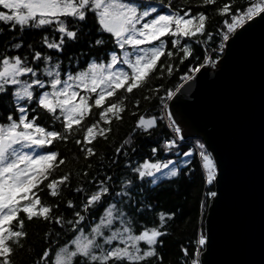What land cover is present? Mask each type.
Instances as JSON below:
<instances>
[{
    "label": "snow or ice",
    "instance_id": "snow-or-ice-1",
    "mask_svg": "<svg viewBox=\"0 0 264 264\" xmlns=\"http://www.w3.org/2000/svg\"><path fill=\"white\" fill-rule=\"evenodd\" d=\"M157 3L168 11H158L150 0H0V24L8 25L10 33L5 36L4 29L0 28V105L7 112L6 115L0 112V264H14L13 256L22 247L21 241L27 238L25 224L33 219H41L50 226L44 233L47 246L35 264H163L157 246H162L167 221L176 214L161 211L156 214L158 223L139 221V214L154 211V206L145 203L147 197L137 199L144 192L142 187L135 193L133 189L137 188V181L156 185L161 178L179 175L172 159L156 158L161 149L165 153L176 149L178 138L182 139L181 128L176 126L171 114H168V127L173 129V138H165L162 144L153 146L151 157L133 161L128 151L133 143L132 133L139 130L150 134L164 115L157 118L130 113L137 117L132 132L114 147L115 158L109 165L118 164L122 153L124 167L134 177L122 176L118 190H113L116 188L112 183L114 177L107 172L102 179L92 176L82 181L73 189L81 195L79 204L71 199L66 201L70 218L62 213L54 215L59 205L42 199L45 193L57 197L61 187L69 185L72 175L56 174L65 159L49 145L68 141L74 131L82 129V138H77L75 143L80 146L84 159L90 160L97 154L93 142L98 138L107 140L111 121L121 120L126 110L123 103L126 95L115 100L119 91L131 94L134 89L144 87L150 76L156 74L157 66L162 70L159 76H163L165 67L171 76L173 64L158 65L162 55L166 53L169 59L176 57L183 63L193 54L191 40L205 47L213 40L214 33L206 28L205 11L193 12L188 5L174 8L172 0L167 3L157 0ZM215 3L216 0H196L194 6L204 8ZM215 11L223 17L222 25L215 33L218 37L215 59L206 47L204 65L221 61L226 42L234 34L239 36L237 29L247 22L255 23L256 18L264 20V0H244L240 6H235V0H227ZM89 17L93 20L95 39L91 29L86 31L83 27ZM48 29L52 30L51 34ZM28 31L43 35L38 41L28 43L27 51L21 55L20 50L25 47L24 33ZM166 36L171 40L168 49ZM185 37L188 41L180 47ZM80 40L87 44V50L70 55L65 69L59 56L69 44ZM41 49L55 50L58 56ZM180 52L182 55H178ZM82 56L88 57L83 67ZM73 61L76 71H72ZM202 66H191V75L185 72L181 80H191ZM162 88L163 85L149 89L151 96ZM175 94L167 90L159 97L164 109L168 107L165 101ZM151 96L145 95L143 99L149 100ZM135 104L139 105V99ZM94 112H98V119L84 127L83 122L92 118ZM41 120L51 123L42 124ZM57 122L60 130H56ZM135 152L133 148L132 154ZM196 152L204 182L210 185L216 179L217 165L204 143L195 141L193 147L182 153V162L189 164L188 158L194 159ZM92 167L88 164L77 175L87 178ZM194 170L190 168L189 172ZM216 195V192L207 193L208 197ZM203 206L201 201V209ZM97 211L98 218L93 217ZM57 227L59 230H55ZM206 241V234L201 232L190 264H200L199 248ZM184 251L187 255V250Z\"/></svg>",
    "mask_w": 264,
    "mask_h": 264
},
{
    "label": "water",
    "instance_id": "water-1",
    "mask_svg": "<svg viewBox=\"0 0 264 264\" xmlns=\"http://www.w3.org/2000/svg\"><path fill=\"white\" fill-rule=\"evenodd\" d=\"M237 32L167 103L181 137L217 165L200 264H264V20Z\"/></svg>",
    "mask_w": 264,
    "mask_h": 264
},
{
    "label": "trees",
    "instance_id": "trees-1",
    "mask_svg": "<svg viewBox=\"0 0 264 264\" xmlns=\"http://www.w3.org/2000/svg\"><path fill=\"white\" fill-rule=\"evenodd\" d=\"M153 6L160 9V11L167 12L168 9L163 8L162 5L157 3V0H150ZM168 0H164L167 3ZM227 0H216L214 5H209L204 8H196L194 5L196 0H172L173 7L180 5H188L195 11H205L208 16L206 23V28L209 32L214 33L213 40L207 43V52L212 59H215L214 49H216L218 44V37L215 35L216 31L220 29L222 25L223 17H221L216 11ZM244 0H235V6H240ZM8 25L0 24V28L4 29V35L8 36ZM85 30L91 29L92 39L96 38L95 28L93 27V20L89 17L87 23L83 26ZM51 34L52 30L48 29ZM43 35L42 32L28 31L24 33L25 47L20 50V54L23 55L27 51V44L33 41H38ZM58 38V36L56 37ZM107 34L105 39H107ZM165 47L166 49L171 48V40L169 37H165ZM200 39H205V37H200ZM184 43V42H183ZM191 47L193 49V54L187 58L183 63H180L179 59L174 57L169 59L166 55L161 56L158 61L164 63L165 66L171 63L173 64V73L171 76L168 75L166 67L163 70V76H159L158 73L162 71L158 66L155 70L156 74H152L147 80L144 87L139 89H134L131 94H125L122 90L119 91L115 97V100H119L121 95H126V99L123 103L126 106V110L122 113V119H113L110 124V134H108L107 140L103 138H98L93 142V147L95 148L96 155L90 160H85L83 153L80 150V146L75 143L77 138H82V129L74 131V134L69 137L68 141H56L53 145H49L53 151H58L62 157H64L65 162L62 166L56 169L57 175H63L65 173H71V180L67 187H61L60 194L53 198L45 193L42 199L45 203L58 204V210L54 209V215L64 214L66 218L71 217V210L66 207V201L71 199L79 204L81 195H78L73 189L77 188L82 181L86 179H91L92 176H96L97 179L103 178V173L114 177L112 183L116 185L113 190H118L120 185V180L122 176H128L129 178L134 177L131 170L124 167V156L119 154V163L109 165V161L113 160L114 157V147L118 146L129 133L132 132L135 119L137 118L130 113L136 112L144 113L145 115H154L157 118L163 113V106L160 103L159 97L163 96L165 91L172 90L175 91L177 86H179L183 80L181 76L185 72H190V67L193 65H202L203 57L205 54L206 47L204 44H198L196 40H191ZM182 41L180 47H182ZM110 47V45H109ZM53 57H57L58 54L55 50H46ZM81 50H87V44L84 40L79 42H73L69 44L63 55L59 56L62 60L63 66L67 69L69 65L68 57L70 55H75ZM15 54V53H10ZM182 55V52L178 53ZM81 67H83V62L88 59L86 56L81 58ZM178 65V67H176ZM75 61L72 63V71H76ZM163 85V88L155 95L151 96L149 89H155ZM145 95L151 96V99L145 100L143 97ZM139 99V105L135 104V101ZM115 102V101H113ZM168 103V100L165 101ZM0 112L4 115L7 114L3 105H0ZM93 119H98V112L93 113L92 118H86L83 122L84 127L93 122ZM41 123H48L50 121L41 120ZM61 125L59 122L56 123V130H60ZM165 138H171V133L163 120L158 119L157 127L152 129L149 133H144L142 131H137L132 133L131 139L133 141L132 145L128 147L130 153V159L135 161L137 159H144L145 157H151L150 149L153 146H159L163 143ZM193 138H187L183 143H177L176 149L172 150L170 153H165L162 149L159 151L157 159H172L174 164L179 170V175L173 178H161L157 181L156 185L150 183L140 184L137 181V188L133 189V192H137L139 188H143L144 192L137 196V199H144L145 203H151L154 206V211H145L139 214L138 220L145 224L158 223L156 214L163 211L165 213L175 212V218L171 221H167L166 235L162 237V246H157V251L163 257V264H190L191 259L194 258L195 251L198 245L196 241L198 235L204 232V221L206 216L207 203L203 199L204 191L208 190L205 188L204 176L202 168L199 166V158L196 153H194V159L189 157L191 161L189 164L183 163L184 157L182 153L187 150V148L192 147ZM201 141V140H199ZM202 142V141H201ZM203 143V142H202ZM135 148L136 152L133 155L132 149ZM101 154H103V161H101ZM88 164H92L93 167L90 170V174L87 178L78 176L84 167ZM103 164V166H102ZM133 166H135L133 164ZM193 168L194 171L189 172V169ZM187 173V175H186ZM150 180V178H148ZM85 188L88 187L87 183L84 182ZM214 187V186H213ZM212 187V188H213ZM211 187H209L210 189ZM111 199V197H109ZM201 201H204L203 209H201ZM102 210V209H101ZM99 216V212H94L93 217ZM50 230V226L45 224L41 219H33L30 223L25 224V231L27 232V238L21 241L22 247L17 248L13 261L14 264H35L38 255L42 252L43 248L47 245L44 242V233ZM55 230H59L58 227ZM143 246V244H142ZM187 250V255L184 250ZM200 253L202 247L199 248ZM154 264V262H150Z\"/></svg>",
    "mask_w": 264,
    "mask_h": 264
},
{
    "label": "built area",
    "instance_id": "built-area-1",
    "mask_svg": "<svg viewBox=\"0 0 264 264\" xmlns=\"http://www.w3.org/2000/svg\"><path fill=\"white\" fill-rule=\"evenodd\" d=\"M168 114H170V112L168 111V107H167V109H163V115H164V121H165V123H166V126H167V128L169 129V131H170V133H171V138H173V136H174V132H173V129L172 128H169L168 127ZM172 120L174 121V119L172 118ZM176 124V123H175ZM176 126H177V124H176ZM186 139H184L183 137H182V139H180V138H178V143H183L184 141H185ZM195 141H197V140H193V142H192V147L194 146V144H195ZM196 154H197V156H198V158H199V154H198V152H196ZM203 171V170H202ZM204 184H205V188H208V190H205L204 191V195H203V199H205V203H207L212 197H208L207 196V193H209V192H215V187H213L214 186V181H213V183L212 184H206L205 182H204ZM209 187H211L210 189H209ZM213 187V188H212ZM202 248H203V246H201ZM200 260V259H199Z\"/></svg>",
    "mask_w": 264,
    "mask_h": 264
},
{
    "label": "rangeland",
    "instance_id": "rangeland-1",
    "mask_svg": "<svg viewBox=\"0 0 264 264\" xmlns=\"http://www.w3.org/2000/svg\"><path fill=\"white\" fill-rule=\"evenodd\" d=\"M153 6V5H152ZM155 7V6H154ZM158 9V8H157ZM158 11H160V9H158ZM164 39H165V37H164ZM166 40V39H165ZM185 41H188V38L187 37H185L183 40H182V44H183V42H185ZM154 44L156 43V42H153Z\"/></svg>",
    "mask_w": 264,
    "mask_h": 264
}]
</instances>
